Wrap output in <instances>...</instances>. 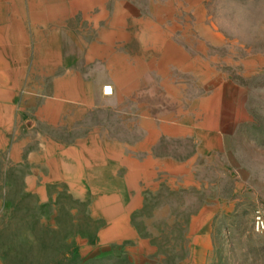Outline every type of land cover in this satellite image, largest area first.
Listing matches in <instances>:
<instances>
[{"label":"crops","instance_id":"1","mask_svg":"<svg viewBox=\"0 0 264 264\" xmlns=\"http://www.w3.org/2000/svg\"><path fill=\"white\" fill-rule=\"evenodd\" d=\"M146 3L0 0V264L177 243L200 264L255 54L200 3Z\"/></svg>","mask_w":264,"mask_h":264},{"label":"rangeland","instance_id":"2","mask_svg":"<svg viewBox=\"0 0 264 264\" xmlns=\"http://www.w3.org/2000/svg\"><path fill=\"white\" fill-rule=\"evenodd\" d=\"M190 2V18L202 17L200 3L205 16L214 22L213 27L240 44V55L247 51L255 54L250 66L241 68L240 72V80L247 87L248 114L230 141L233 177L225 173L218 182L221 210L208 222L205 243L209 247L198 261L200 264H264V0ZM181 7L172 9L164 5L158 17L164 21L157 27L171 23L168 19L172 13L175 19H181ZM195 28L198 27L192 25V31ZM22 221L16 218L11 225H23ZM175 246L159 249L146 258L134 250L118 253L101 249L93 257L80 254L79 264H177L188 251L182 249V244Z\"/></svg>","mask_w":264,"mask_h":264},{"label":"built area","instance_id":"3","mask_svg":"<svg viewBox=\"0 0 264 264\" xmlns=\"http://www.w3.org/2000/svg\"><path fill=\"white\" fill-rule=\"evenodd\" d=\"M112 92L111 86L110 84L106 83L104 85L101 86V93L102 95H110ZM256 226H259V221H257Z\"/></svg>","mask_w":264,"mask_h":264}]
</instances>
